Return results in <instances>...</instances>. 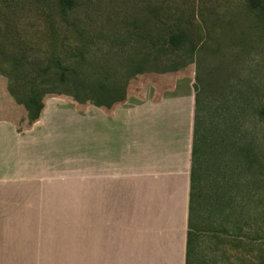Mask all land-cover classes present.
I'll return each instance as SVG.
<instances>
[{
    "label": "rangeland",
    "instance_id": "rangeland-1",
    "mask_svg": "<svg viewBox=\"0 0 264 264\" xmlns=\"http://www.w3.org/2000/svg\"><path fill=\"white\" fill-rule=\"evenodd\" d=\"M186 1L202 8L193 30L195 53L157 55L153 65L134 74L131 64L148 48L141 47L138 30L127 22L143 16L147 0H81L73 17L76 29L64 23L59 0H0V119L21 129L36 123L29 117L35 88L44 94L43 105L63 99L77 111L93 106L74 99L76 93L86 94L59 81V66L77 71L95 92L99 85L124 88L126 101L139 99L148 84L168 87L179 76L181 87H192L197 97L202 143L196 157L198 237L192 264H259L264 251V22L243 0ZM146 22L143 34L151 26ZM69 76V81L75 78ZM235 142L250 150L253 161L231 159ZM69 170L73 186L64 243L68 264H75V164ZM224 190L233 200L231 214L221 202Z\"/></svg>",
    "mask_w": 264,
    "mask_h": 264
},
{
    "label": "crops",
    "instance_id": "crops-1",
    "mask_svg": "<svg viewBox=\"0 0 264 264\" xmlns=\"http://www.w3.org/2000/svg\"><path fill=\"white\" fill-rule=\"evenodd\" d=\"M172 79L111 111L49 99L30 127L0 119V264L69 263L70 164L75 264H187L196 95Z\"/></svg>",
    "mask_w": 264,
    "mask_h": 264
},
{
    "label": "trees",
    "instance_id": "trees-1",
    "mask_svg": "<svg viewBox=\"0 0 264 264\" xmlns=\"http://www.w3.org/2000/svg\"><path fill=\"white\" fill-rule=\"evenodd\" d=\"M79 1L81 2V0H59V2H57V5H59L61 10L66 13L63 15L64 18L62 17L64 23L70 27H74L75 29L79 26L77 25V20H74L73 17L76 15L75 12L79 8ZM243 5L251 12V14L254 15V17H259L264 22V0H243ZM144 10V14H146H143L142 17L145 16L144 18L140 16L136 17L135 20H132L133 22H127V24H130L138 30V33L135 35L138 36L137 40L140 41V45H142L141 47L148 48L147 53L143 54V57L140 60H135L131 64L130 70L132 73H142L141 71L144 66L153 65V62L156 61L157 55L161 58L162 56L167 57L169 55L180 54V52H184L186 54L190 53L191 55L195 53L196 46L193 38V30L197 27V18L200 17V14H202L201 6L187 2L186 0L181 2L178 0H147L144 5ZM146 20H149V24L152 28L150 26L148 32L143 34L142 30L144 29L145 23H147ZM125 21H127V19ZM57 66H59V64H57ZM56 68H58V71L61 70L62 74L61 78H59L61 83L70 84L75 90L82 89L85 92L86 95L84 98L77 93L72 95L79 103H90L94 106L111 110L114 105L126 101L127 92L120 86L99 85L97 87V91L95 92V90L89 86L91 84H88L86 79H82L81 76H76L78 75L77 71H70L71 67H62L60 69L59 66ZM69 74L75 75V78H73L72 81L70 79L71 82L67 79V77L69 78L71 76H69ZM54 75H57L56 72ZM52 80V85L57 83L54 78ZM43 95V92L39 88H35L33 92H31V97L29 99L30 123H34L40 118L44 109L43 102L40 101ZM260 115L264 119V109L260 112ZM198 118V114L196 113L194 125L193 169L191 175L192 184L190 194L187 264H192L193 251L198 237V232L196 231L194 224V200L199 180L197 177L199 168L197 166L196 157L202 148ZM235 143L231 146V159L233 160V158L246 156L250 161H253L250 150H247L243 146L239 147L237 142ZM246 151L247 155L245 154ZM232 201L231 196H229L228 192L224 190V194L221 195L224 212L226 209L229 210V213L234 210ZM262 245L264 246V236L262 237ZM262 252L263 254L260 257L259 264H264V251Z\"/></svg>",
    "mask_w": 264,
    "mask_h": 264
}]
</instances>
